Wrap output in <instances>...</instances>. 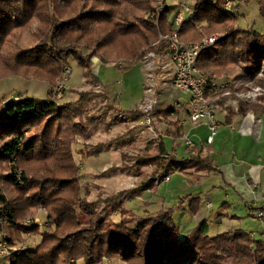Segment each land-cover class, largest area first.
Here are the masks:
<instances>
[{
    "label": "trees",
    "instance_id": "trees-1",
    "mask_svg": "<svg viewBox=\"0 0 264 264\" xmlns=\"http://www.w3.org/2000/svg\"><path fill=\"white\" fill-rule=\"evenodd\" d=\"M184 1L193 4V15L186 14L176 30L169 21L167 0L159 13L156 0H0V81L23 77L46 83L49 95L65 64L74 58L84 78L99 84L91 73V58H100L103 64L141 63L150 52L165 54L167 42L158 44L160 36L177 32L185 43L220 37L215 46L200 53L197 69L203 75L264 87V33L238 26L235 15L224 11V0ZM258 14L264 18V0H259ZM241 87L232 88V97ZM17 97L21 102L8 107L0 97V209L8 213L4 231L12 247L27 242L31 246L15 249L11 264H69L74 259L86 264H104L105 259L125 264H264V239L254 232L237 228L211 234L210 222L203 220L183 234L177 214L196 215L202 204L198 194L186 196L189 203L182 200L146 217L128 213L118 195L90 201L83 194L74 146L91 138V130L106 113L93 115L91 107L124 111L106 92H80L75 102L63 104L49 98ZM229 99L224 97L219 104ZM239 106L240 114L264 109V96L260 104ZM186 110L184 104L155 111L168 127L167 137H182L180 120ZM227 111L229 116L236 114L231 107ZM125 112L134 120L146 116L137 108ZM162 140L159 150L166 157L148 155L137 164L139 168L153 165L152 178L143 190L154 186L155 174L171 172L176 164L201 175L218 171L198 145L178 157L175 150L167 151ZM82 147L85 154L90 148L92 156L109 150L110 144ZM42 208L51 222L49 228L28 223ZM253 210L264 218V204ZM115 213L120 214L119 221L110 219ZM31 238L36 239L33 244Z\"/></svg>",
    "mask_w": 264,
    "mask_h": 264
},
{
    "label": "rangeland",
    "instance_id": "rangeland-1",
    "mask_svg": "<svg viewBox=\"0 0 264 264\" xmlns=\"http://www.w3.org/2000/svg\"><path fill=\"white\" fill-rule=\"evenodd\" d=\"M246 1L247 2L242 3L240 0H234L235 6L233 14L235 15L234 20L236 21V24L244 28L254 27L255 30L262 31L264 18L258 14L259 0ZM184 2L188 8V11L185 13V15L187 14L186 17L189 15L192 16L193 4L191 2H186L184 0H167L168 8L171 10L169 15L170 22H174V19L179 12V6ZM51 12H53V7H51ZM35 23L36 22L33 24L35 25ZM91 59L90 60L93 63L91 73L97 78L95 73L97 72L99 63L102 61L97 57ZM164 59H159L156 62H153L152 71H150L148 66L146 67L142 63H128L121 60H118V62H115L114 64L100 65L101 67L110 66L112 67L111 69L114 70L112 73H116L114 77H112L113 75H110V77L104 78V80L100 82L102 85H100V83L93 84L89 80H86L83 76V68L74 58H72L68 64H65V70L62 77L54 86H52L49 95L48 85L46 83L27 80V78L23 77H11L0 81V97L8 101L13 95H19L23 98L26 96H32L49 98L54 101L56 100L59 104H63V102H75L78 99L80 92L93 91L94 93H97L104 91L112 100L117 102L119 100L124 107L128 106L125 105L124 102H127V104L132 106L135 105V108L132 107L125 109L133 110L137 108L140 111L145 112L150 98L155 95L158 102L157 105L154 106L153 111L150 112V115L152 116V126H147L146 123H143L145 122V119L134 120L132 115L125 111L119 112L114 108L100 107V105H93L91 107L93 115L106 113L102 116V120L97 124L96 128L91 130V138L86 142L80 140V144L74 146L75 157L81 168L83 194H87L90 201H95L99 196L118 195L121 200L120 206L126 209L128 213L139 217H146L156 215L158 212L167 209L168 207L180 204L182 200H187L186 196L194 193L195 189L193 187H197L199 189L196 191L197 193L200 192L198 195L203 201L201 204L202 209L199 210L196 215L187 213L185 218L181 217L180 226L184 227V235L192 232L203 220H208L211 224V234L241 228L246 231L254 232L255 235L264 239V221L260 222L259 219L256 218V214L259 211L253 210L252 216L249 217L247 214L248 210H245L244 204L241 206L238 199L227 198L226 192L223 190L224 183L221 182V174L218 171L204 174L205 176L202 179V176L195 177L194 174L196 173L193 170H189L193 171L191 175L188 170H185L184 168H181L179 164H176L170 172V175H172L170 182H162L158 180V174H155L153 180V185L155 187L151 186V189L143 190L144 186L150 182L152 178L153 165L149 164L148 167L139 168L137 166L139 160L145 159L146 161L148 155H164L166 157L167 155L159 150L160 142L163 141L162 139H164L169 153L172 152L171 146H174L175 148L180 147V153H183L186 147L182 137L179 140H169V137H167L168 127L156 118L157 115L155 111L169 109L170 107L175 106L177 102L181 103L183 106L189 98L187 95L180 94L171 87L170 84L173 72L172 69H167L166 73L165 65H168L169 67V61ZM94 65H97V67ZM162 66H165V69H163ZM103 72L104 71H100L101 74H103ZM225 79L226 78H219L218 80ZM226 80L230 82L228 90L231 93V99L228 101L233 103V105L231 104L230 106L231 108H240L239 104L243 103V101L238 100L237 94L253 93L254 88L261 87L253 82L244 83L241 81H234L232 78ZM63 85L64 87L61 88L60 86ZM240 85H242V87ZM238 87L243 89L232 97V88L238 89ZM58 89L60 90L56 92ZM150 89L152 91L146 93V91ZM16 99L19 100L20 98L17 97ZM217 102L219 101L213 102V106H217ZM120 103L118 104L120 105ZM220 105L221 104L217 106V111L223 109L224 104L221 105V108ZM121 108L122 110L124 109L123 107ZM224 112L227 111L225 110ZM147 114L148 113H146V115ZM172 117L173 119L174 117L176 118V116ZM184 119L185 114L180 122ZM217 119L220 121L223 118L217 116ZM189 124L190 123L185 127L186 133L194 127ZM89 128L91 129L90 125ZM198 128L199 127H194V129L189 132L190 137L195 142L198 141L195 134L201 138H205L206 136L205 129ZM185 132L183 130V135H185ZM225 133H228L230 138V131ZM221 138L223 142V139L226 138V134ZM86 143L88 145L109 143L110 148L99 155L89 156L90 148H88L87 154L82 152V145ZM232 144V142H227L226 144L223 143L220 152L225 154V157H221V161L231 162L234 160V156H236V162L245 160L247 164H252L255 162L258 152L264 157V150H259L257 146L249 148L248 152L246 150L242 153L238 142L235 143L234 151L232 149ZM226 154H228V156H226ZM214 167L216 168V166ZM242 170L244 171L245 169L242 168ZM17 172L21 174L19 170ZM238 172L239 169L236 167V173L239 174ZM176 174L180 176V180L174 177ZM189 202L190 201L187 200V203ZM181 213L182 212L179 211V214ZM44 214L45 210L42 208L39 210L38 216H36L34 220H29L28 223H35L40 226V223L46 222L49 224L47 227H40L49 228L51 222L44 218ZM106 217L108 216H105L104 219H106ZM213 218L214 220H212ZM110 219L119 221L120 214L115 213L110 215ZM27 237H29V235ZM30 241L33 244L36 239L31 238ZM30 246V243L27 242L16 245L15 249L25 250ZM74 261L76 264H86L83 259H74ZM0 264H5V260L0 259ZM104 264L125 263L105 259Z\"/></svg>",
    "mask_w": 264,
    "mask_h": 264
},
{
    "label": "built area",
    "instance_id": "built-area-1",
    "mask_svg": "<svg viewBox=\"0 0 264 264\" xmlns=\"http://www.w3.org/2000/svg\"><path fill=\"white\" fill-rule=\"evenodd\" d=\"M156 2V11L159 13L166 6V0H157ZM234 6V0H224V11L232 14L234 13ZM187 11L188 8L186 3H181L179 6V12L174 19L176 30L181 25ZM163 40L167 42V52L163 55H157L150 52L144 57L141 63L146 67L148 66L150 71H152L153 62L164 58V60L167 59L169 61L173 68L171 87L180 94H184L189 97L187 100V117L181 122V125L185 126L186 124L191 123L194 126H205L208 131V136L205 138L203 143L201 142V144L206 147L212 146L214 145L215 137L220 129V123L217 119V107L213 106V102L220 101L224 97L231 96V93L228 90L230 82L226 79L218 80L217 78L203 75L197 69V61L201 51L204 48L215 46L220 40V37L213 36L206 38L199 43H185L181 41L178 33L175 32L170 36H160L158 44ZM60 87L63 88L64 85ZM151 91L152 90L150 89L146 91V93H150ZM260 95L261 89L256 87L254 88L253 93H239L237 94V98L239 101H243V103H250L254 102ZM157 102L158 99H156L155 95H153L145 109V113L148 114L142 119H145V122L143 123H146L147 126H152V116L150 115V112L153 110L154 106L157 105ZM231 104L233 105L230 101L224 103L223 109L227 110L230 108ZM176 105L180 106V103L177 102ZM180 132L183 135L182 130ZM189 134L190 133L183 135L182 139L186 147L193 149L197 146V144L192 140ZM18 174L20 175L19 172ZM171 176L170 172L166 171L164 174H158L157 177H159L158 180L162 182H170ZM7 215V211L0 209V259L5 260V264H11V255L15 248L10 244L9 236L4 231V221ZM256 218H258L259 221H262L263 213L258 212L256 214ZM31 224L36 225L35 223ZM48 225L49 224L46 222L40 223V226L47 227ZM70 264H76V262L72 260Z\"/></svg>",
    "mask_w": 264,
    "mask_h": 264
},
{
    "label": "crops",
    "instance_id": "crops-1",
    "mask_svg": "<svg viewBox=\"0 0 264 264\" xmlns=\"http://www.w3.org/2000/svg\"><path fill=\"white\" fill-rule=\"evenodd\" d=\"M262 33H264V26H263ZM100 65L103 66V63L102 62L99 63L97 72L95 73L96 77L100 80V82L103 81L104 78L110 77V75H113L112 77L116 75V73H112L114 71L111 69L112 67L110 66L101 67ZM94 66L97 67V65H94ZM165 66H166V70H165L166 73H167V69L168 70L172 69V72H173V68L170 63H169V67L168 65H165ZM165 66H162L163 69H165ZM100 71H104L103 74H101ZM105 75H108V76H105ZM258 88L261 89V95L257 97L254 102H250L249 104H255V103L260 104L261 103V98L264 96V87L261 86ZM118 103H120L119 100L118 102L116 101V104ZM217 103L218 104L216 105L219 106V102ZM124 104L128 106L124 107L123 104L120 103V105L118 104L119 105L118 107L120 106L123 107L124 111L127 110L125 108H132V107L135 108V105L132 106L130 104H127V102H124ZM180 105L182 104L180 103ZM185 107H187V102L185 103ZM220 108H221V105H220ZM232 109L236 113L235 116H229L227 110H226L227 112H224L225 110L223 109L218 110V117L220 116L223 119L220 121L218 120L220 123V129H219L220 132L215 137V142H214V145L212 146L206 147L205 145L201 144V142L203 143L205 138L208 136L207 128L202 125L194 126L193 124L191 123L190 124L193 125L195 128L199 127L198 129H205L206 131L205 138H201L200 136L195 134V137L198 138V141L196 142V144L199 147L198 149H202L204 150V153L209 154V157L213 161L214 165L216 166V169L221 173V178H222L221 182L224 183L223 190H225L226 192V197L229 199L230 198L238 199L241 206L242 204H244L245 210H248L249 208L253 210V208L264 204V157L261 156V154L258 152L255 162H253L252 164H247L245 160H240L236 162V159H235L236 156H234L235 158L231 162H225V161H221V157L224 158L225 154H222L220 152V149L223 143L226 144L227 142H232L233 143L232 149L234 151L235 143L238 142L239 147L241 148L240 151L242 153H244L246 150L248 152L249 148H252L255 146H257L259 150H264V109H261L258 111H250L246 114H240L239 113L240 108H237V109L232 108ZM172 116H174V114H172ZM186 117H187V110H186L185 118ZM187 125L188 124H186L185 126H182L180 124L181 126L180 131L182 130V133H183V130L185 132V127ZM194 127L192 129H194ZM192 129H190L187 133L185 132V134H188L189 132H191ZM228 131H230V135H231L230 138H229V134L225 133ZM224 134H226V138H224L222 142L221 137ZM168 139L171 141L173 140L171 138H168ZM171 147H172V151L175 150V153L178 155V157H182L183 155H186V153L188 152L186 147L183 153L179 152L180 147L178 148H175L174 146H171ZM226 156H228V154H226ZM236 167H238L239 169V172H238L239 174L236 173ZM242 168H244L245 170L243 171ZM188 172H190L191 175L193 173V171H189V170ZM194 175L195 177L202 176V179L205 176L204 174L201 175L197 173ZM174 177H176V179H179V180L181 179L180 176L177 174ZM193 188L195 190H194V193L192 194L200 193V192L197 193L196 191L199 188L197 187H193ZM201 203H203V201H201ZM201 209H202V206H201ZM250 209H249V212L247 211V214L250 215L249 217L252 216ZM187 213L189 212L182 211L181 214L179 213L177 214V221L179 225L181 222V217L185 218ZM212 220H214V218ZM263 221H264V218L260 222H263ZM182 229H184V227H182Z\"/></svg>",
    "mask_w": 264,
    "mask_h": 264
},
{
    "label": "water",
    "instance_id": "water-1",
    "mask_svg": "<svg viewBox=\"0 0 264 264\" xmlns=\"http://www.w3.org/2000/svg\"><path fill=\"white\" fill-rule=\"evenodd\" d=\"M17 95H13V97L10 99V100H8V101H6L5 103H4V106L5 107H8V106H10L11 104H13L17 99ZM18 102H21V99H19V100H17Z\"/></svg>",
    "mask_w": 264,
    "mask_h": 264
}]
</instances>
